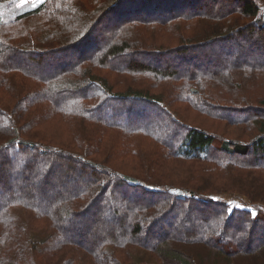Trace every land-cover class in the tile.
<instances>
[{"label": "trees", "instance_id": "trees-1", "mask_svg": "<svg viewBox=\"0 0 264 264\" xmlns=\"http://www.w3.org/2000/svg\"><path fill=\"white\" fill-rule=\"evenodd\" d=\"M38 3L0 18V264H264V0Z\"/></svg>", "mask_w": 264, "mask_h": 264}, {"label": "rangeland", "instance_id": "rangeland-1", "mask_svg": "<svg viewBox=\"0 0 264 264\" xmlns=\"http://www.w3.org/2000/svg\"><path fill=\"white\" fill-rule=\"evenodd\" d=\"M40 0H35L34 1V3H32L33 4V6H32V4L30 5V6H25V7H23L22 9H20L19 7L21 6V5H23V3H24V0H11V3H7V4H5V5H3V4H0V18H1V20L2 19H8V18H10V17H12V16H14V15H18V14H20V13H22V12H25V11H28V9L30 8V7H34L35 8V6H37L39 3ZM33 9V8H32ZM233 37H235V36H233ZM254 39H256V37L254 38ZM84 44V43H83ZM242 41H240L239 39H237L236 40V42H235V44H234V51L235 52H240V51H245V50H247L248 49V47H246V45H245V43H243L242 45ZM264 44V43H263ZM263 48V46L261 45V43L260 42H258V46H256L255 47V50H253L252 52H253V55H257L256 54V52H258V51H260L261 49ZM202 52H206V51H202ZM72 53V52H71ZM71 53H68V54H71ZM190 54V53H189ZM189 54H187V55H189ZM198 54H200V53H197V51H196V55L197 56H199ZM171 55V53L170 54H166V55H164V56H166V57H169ZM205 55H207V54H204V56ZM204 56H200V57H196V62H197V60L199 59L200 60V58L201 57H204ZM66 57V56H65ZM68 57V56H67ZM66 57V58H67ZM191 56H188L186 59H188V58H190ZM184 64V63H183ZM188 63H186V65H187ZM185 65V64H184ZM157 91H159V90H157ZM212 103V102H211ZM213 105H210L211 107H213L214 105L216 106L217 105V103H212ZM130 105V104H129ZM128 107H130V106H128ZM127 107V108H128ZM210 107V108H211ZM214 108V107H213ZM223 108H225V106H223V105H217V107H216V110H218V111H220V113H223V114H226L225 115V117H224V119L222 118V119H216V118H214L213 116H210V117H205L206 119V121L204 122V120H203V122L201 123V124H203V125H209L210 123H212V124H215L216 125V128H215V133H217V135L218 134H221V135H223L224 133H225V131H231L232 133H235V134H239L240 133V131L239 132H237V129L238 130H240L241 129V127L242 126H240L239 128H236L235 126H232V124H230L231 122H233L234 121V119L235 118H238V117H240L243 113H236V112H234L233 110L231 111L230 109H227V108H225V109H223ZM230 113V114H229ZM230 116V118L229 119H227L228 118V116ZM242 116H246V115H242ZM227 131V132H228ZM231 133V134H232ZM230 134V135H231ZM218 136H220V135H218ZM227 138H231V136H226ZM134 160H137V159H134ZM129 161V160H128ZM171 163V162H170ZM187 163H189V162H185V164H187ZM75 174H80V173H78V171L77 172H75ZM9 177L7 176L6 178L4 177L3 178V180L4 179H8ZM72 179H74V178H71V179H69V180H65V181H62V185L63 184H66V183H70L71 182V180ZM262 182L261 183H263L264 182V177H263V180H261ZM72 185V184H71ZM262 187V186H261ZM33 188L35 189V188H37V187H35V183H34V185H33ZM35 194V193H34ZM214 199H217V200H220V201H224V202H226V203H228L232 208H239V209H241V208H245V209H249V210H251L252 212H253V214H255L256 213V210L255 209H261V210H263L264 209V206H262L263 207V209L262 208H260L261 207V205H257V206H252L249 202H248V200L244 197V196H242V195H238V194H220V195H216V196H214ZM107 208L108 207H111V204L110 203H108V205L106 206ZM78 219V218H77ZM82 219V218H81ZM80 219V217H79V219L78 220H81ZM193 222V218L191 217L190 218V220L188 221H186V222H181L180 223V226H178L179 227V230H182L183 228H185L186 226H187V223H189V224H191ZM196 222V220L194 221V223ZM197 223V222H196ZM80 225V223H78V222H74V224H72V226H68V228H70V227H73V226H76V227H79L80 229H79V231H82V228L83 227H80L79 226ZM263 226V225H262ZM196 227V226H195ZM66 228H67V226H66ZM91 241H93V240H91ZM200 246H197V245H194V246H190V247H188V246H185V245H178V248L179 249H181V250H183V251H185V252H187V253H191V254H193V255H195V257L198 255V254H201L202 255V257H203V263H201V264H217V262L219 261V258L217 257V256H210V255H207V251H204V250H201L200 248H199Z\"/></svg>", "mask_w": 264, "mask_h": 264}]
</instances>
